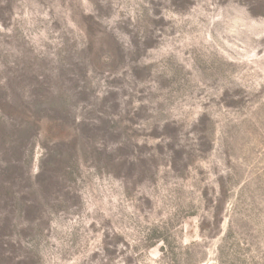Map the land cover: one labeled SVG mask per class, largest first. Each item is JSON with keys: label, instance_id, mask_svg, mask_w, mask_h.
<instances>
[{"label": "rangeland", "instance_id": "rangeland-1", "mask_svg": "<svg viewBox=\"0 0 264 264\" xmlns=\"http://www.w3.org/2000/svg\"><path fill=\"white\" fill-rule=\"evenodd\" d=\"M0 264H264V0H0Z\"/></svg>", "mask_w": 264, "mask_h": 264}]
</instances>
